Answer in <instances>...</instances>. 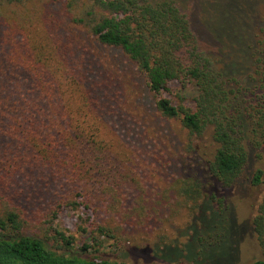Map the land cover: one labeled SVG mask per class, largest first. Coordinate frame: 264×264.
I'll list each match as a JSON object with an SVG mask.
<instances>
[{
    "label": "trees",
    "instance_id": "16d2710c",
    "mask_svg": "<svg viewBox=\"0 0 264 264\" xmlns=\"http://www.w3.org/2000/svg\"><path fill=\"white\" fill-rule=\"evenodd\" d=\"M240 10L230 14L235 28ZM64 20L134 67L159 117L178 121L190 140L211 130L207 179L231 187L251 153L259 159L264 150V20L248 46L251 84L241 88L201 49L175 0H0V264H128L72 253V239L53 224L60 210L79 206L73 198L83 184L93 192L105 185L116 199L119 180L129 177L101 138L106 111L61 37ZM173 83L194 87L193 106ZM261 177L255 172L251 183ZM173 185L192 209L206 187L195 176ZM252 224L264 252V199Z\"/></svg>",
    "mask_w": 264,
    "mask_h": 264
},
{
    "label": "rangeland",
    "instance_id": "374dc122",
    "mask_svg": "<svg viewBox=\"0 0 264 264\" xmlns=\"http://www.w3.org/2000/svg\"><path fill=\"white\" fill-rule=\"evenodd\" d=\"M175 1L188 15L199 46L217 61L225 77L234 78L236 87L250 86L248 46L263 24L264 0H236L234 6L231 0ZM233 7L242 11L238 29L235 20L228 23ZM60 34L98 87L106 111L101 138L119 162L118 173L129 176L119 180L116 199L105 185L93 192L92 185L83 184L81 195L73 198L79 206L58 212L53 224L72 239L71 252L128 264L264 260L252 224L264 199V150L259 159L251 153L242 178L231 187L207 179L206 166L216 148L210 129L190 140L178 121L157 115L154 96L143 78L117 50L98 45L66 20ZM170 88L193 106L192 85L181 88L173 83ZM164 96L175 100L173 95ZM259 170L262 183L253 185L251 178ZM182 176H195L206 185L195 209L173 187Z\"/></svg>",
    "mask_w": 264,
    "mask_h": 264
}]
</instances>
